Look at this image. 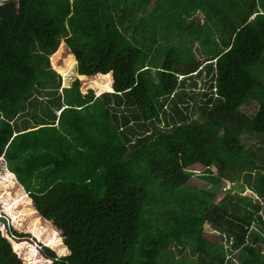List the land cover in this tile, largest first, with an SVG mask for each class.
<instances>
[{
  "label": "trees",
  "instance_id": "obj_1",
  "mask_svg": "<svg viewBox=\"0 0 264 264\" xmlns=\"http://www.w3.org/2000/svg\"><path fill=\"white\" fill-rule=\"evenodd\" d=\"M165 24L203 65L157 36ZM73 56L96 92L78 102L76 79L62 86L49 62ZM202 71L192 119L186 78ZM214 80L236 106L221 107ZM0 159L52 224L45 245L67 252L40 246L49 264H264V0H0ZM195 165L235 190L216 200L190 185ZM0 264H23L1 232Z\"/></svg>",
  "mask_w": 264,
  "mask_h": 264
},
{
  "label": "rangeland",
  "instance_id": "obj_2",
  "mask_svg": "<svg viewBox=\"0 0 264 264\" xmlns=\"http://www.w3.org/2000/svg\"><path fill=\"white\" fill-rule=\"evenodd\" d=\"M197 17L200 19V21L203 20V16L200 14H197ZM178 18H175V20H177ZM163 25V24H161ZM166 25V24H165ZM158 37H161V35L165 38H167L168 40H170V43L173 44H179V45H185V44H189V46L192 48V50L195 52L196 54V62L198 64L203 65L204 63V58L201 55V53H199L197 51V45L196 43H189L188 42V37H184L181 39H177L175 37L176 42L173 41L175 36V30L173 29V25H166L165 31L160 32L158 31ZM159 39V38H158ZM63 43V42H61ZM64 44V43H63ZM66 45V44H65ZM67 49H69L67 47ZM70 51V50H69ZM73 55V54H72ZM51 56V55H50ZM74 58V56H73ZM49 62H50V66L57 72L60 74L61 76V85L62 86H67L68 84H70V82L73 79H76V84H77V90L76 93L78 95L77 97V102L78 100L82 101L84 99V95L86 93V91L88 89H92L89 85H86L84 82V80H81V76L77 74L76 72V66H75V58L74 60L69 63L66 67H62L60 64V66H54L51 62V58L49 57ZM215 64V68L217 67V61H213ZM206 71V70H205ZM205 71H202L199 75H195L192 79L190 77H187L186 82H190V81H194L196 83V85H191L192 88L190 90H193L192 95H194V98L190 100V116L192 119H197L198 115H199V110H198V105L200 104V99H201V95L202 92H205L208 90V85L210 83L209 80V76L206 74ZM192 84V83H191ZM213 84L215 86V88H217L215 90V88H212V92L213 93H218V95H220L223 99V104H222V108L223 109H229L231 107L236 106L235 102L231 99L229 92L225 89V87L223 86H218V83L215 82V80L213 81ZM189 86V85H188ZM190 88V87H189ZM95 92V90H94ZM96 93V92H95ZM242 110H244L245 112H247L248 114L253 113L256 110V105L255 104H251L248 107L244 106L241 108ZM37 111V109H36ZM38 112V111H37ZM28 120L29 125H33L31 119V116H24L21 117L19 116L18 119L16 120L18 123V128H20L22 126V122L23 120ZM253 145V144H257L259 146H262V144L259 142V140L254 139V138H248L247 140V145ZM5 169L6 166L3 162V160L0 159V214L3 215L5 217V222L9 224V227L11 230H14L17 234H22L23 236H13L10 235L8 233V227L5 229L3 227V224L0 221V232L1 234L6 237L8 239V241L10 242L11 248L12 250L16 253V255L20 258V260L22 261L23 264H49L50 261L49 260H45L46 258L41 255V250L39 249L40 246H48L45 245L44 242V237H46L47 231L46 229H48L47 227L50 226L51 228H53L52 224L49 222H45L46 220L44 218L37 220V218L34 217L33 214V210L31 207V201L28 198L27 193L25 192V190L23 189V187L21 186V184L18 183V181L16 180V178L14 177V179H12V182H10L8 179L9 177L7 176V174H5ZM193 181H188L190 183V185L193 183L199 187H207V188H212V186L215 187L216 190V194H217V198L216 200H219L221 198V196L223 195V193L225 192V189L228 190V188H231V191L233 192L235 189L233 188V183L231 181L228 180H223L221 177H219L217 175L216 172V167L214 165H211L208 168L205 167H201L198 165L194 166V171H193ZM15 176V175H13ZM242 195H248V196H252L254 198H256V196L250 191L249 189H246ZM258 200V199H257ZM261 213L264 215V203L262 202V210ZM256 225V224H255ZM254 225V227H255ZM30 230V232H27L26 230ZM203 230L204 233L207 237L209 238H215L217 240V231H215L208 223H204L203 225ZM256 230L255 235H257V239L258 242L261 245V248L264 251V230H260V229H254ZM59 236L60 235V231L55 230ZM34 234V235H33ZM54 234V233H52ZM61 237V236H60ZM53 236H51L49 238V240H52ZM62 240V238H61ZM12 242H17V243H25L23 245L22 248L15 250L12 246ZM223 243V245L226 246L224 240L221 241ZM49 247V246H48ZM51 248V250L55 249V246L49 247ZM54 252L56 253L57 256H63L65 254H67V252H65L64 254L58 253L56 252V250H54ZM27 256L30 257V260H27ZM229 256V254L227 255V257ZM227 264V263H225ZM233 264H238L237 260H234Z\"/></svg>",
  "mask_w": 264,
  "mask_h": 264
},
{
  "label": "clouds",
  "instance_id": "obj_3",
  "mask_svg": "<svg viewBox=\"0 0 264 264\" xmlns=\"http://www.w3.org/2000/svg\"><path fill=\"white\" fill-rule=\"evenodd\" d=\"M0 217H4V216L0 214ZM4 219H5V217H4ZM3 227H4V226H3ZM43 246H44V245H43ZM47 247H48V246H47ZM48 260H49V259H48ZM49 261H50V260H49Z\"/></svg>",
  "mask_w": 264,
  "mask_h": 264
},
{
  "label": "built area",
  "instance_id": "obj_4",
  "mask_svg": "<svg viewBox=\"0 0 264 264\" xmlns=\"http://www.w3.org/2000/svg\"><path fill=\"white\" fill-rule=\"evenodd\" d=\"M180 77V76H179Z\"/></svg>",
  "mask_w": 264,
  "mask_h": 264
}]
</instances>
